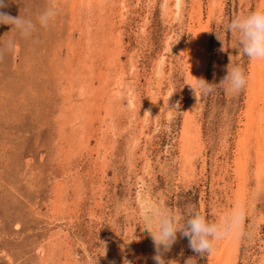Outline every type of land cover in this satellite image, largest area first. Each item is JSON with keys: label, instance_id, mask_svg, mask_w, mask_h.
<instances>
[{"label": "rangeland", "instance_id": "374dc122", "mask_svg": "<svg viewBox=\"0 0 264 264\" xmlns=\"http://www.w3.org/2000/svg\"><path fill=\"white\" fill-rule=\"evenodd\" d=\"M49 3L16 0L0 11L35 18ZM56 4L55 20L28 39L0 24V42L15 40L0 56V264H154L152 238L135 219L144 206L194 204L215 221L237 203L244 234L219 262L229 238L198 264H264V72L253 78L264 61L233 49L220 23L264 10V0ZM200 17L208 32L196 57ZM227 66L246 71L247 87L197 100L188 83H219ZM251 100L259 117L248 127ZM120 231L139 236L126 251ZM166 255L183 264L196 254L180 237Z\"/></svg>", "mask_w": 264, "mask_h": 264}, {"label": "clouds", "instance_id": "9594fccd", "mask_svg": "<svg viewBox=\"0 0 264 264\" xmlns=\"http://www.w3.org/2000/svg\"><path fill=\"white\" fill-rule=\"evenodd\" d=\"M16 0H0V10L8 7ZM59 14L56 0H50L49 5L35 18L17 15L15 17L0 11V24L11 25L20 38L32 37L38 27L47 28ZM224 30L231 34L233 49L242 53L253 61H264V10H256L247 14L230 17L226 22L221 20ZM217 34V33H216ZM218 39L221 40L217 34ZM222 41V40H221ZM15 40L0 42V56L14 51ZM196 78V77H195ZM249 82L246 71L240 66H227L226 75L219 83L209 82L204 78H196L194 83H188L198 99L213 94L217 87L236 95L244 90ZM198 93V95H197ZM154 102L158 101L155 95L150 96ZM166 101L167 98L165 97ZM246 209L243 203H237L230 211L223 213L219 219L213 221L197 209L194 204H187L182 212L173 211L161 204L144 206L135 217L139 225L152 238L155 252L152 256L154 264H171L167 257L178 238L188 240V247L196 255L187 257L183 264H198L200 257L210 253L222 240L242 236ZM123 241L120 244L122 251H126L137 238L132 239L130 233H117ZM132 259H126L129 264ZM134 261V260H132ZM135 264V261H134Z\"/></svg>", "mask_w": 264, "mask_h": 264}, {"label": "bare ground", "instance_id": "6f19581e", "mask_svg": "<svg viewBox=\"0 0 264 264\" xmlns=\"http://www.w3.org/2000/svg\"><path fill=\"white\" fill-rule=\"evenodd\" d=\"M200 4V3H199ZM214 4V3H213ZM213 6V5H212ZM213 8V7H212ZM214 8H215V6H214ZM218 8V7H217ZM221 8V7H220ZM211 11H214V10H211ZM198 16H199V14H198ZM195 17V16H194ZM192 19V18H191ZM195 19V18H194ZM193 19V20H194ZM195 21V20H194ZM194 25H196V24H194V23H192V26H191V31H192V33H194L195 34V32H194V30H195V26ZM198 25V29H196V31H197V34H195V36H193V49H196V57H198V55H201L202 53L200 52V51H202V49L204 48V47H202V45H203V42H204V38L206 37V31L208 32V30H206V25L207 24H205V25H203V23H201V17L199 18V24H197ZM205 35V36H204ZM206 42H207V40H206ZM203 46H206V45H203ZM206 48V47H205ZM204 50V49H203ZM204 52V51H203ZM193 57V56H192ZM196 57H194V58H196ZM201 57V56H200ZM194 58H192V59H194ZM203 58V57H202ZM198 59V58H197ZM200 62H202V61H200ZM256 62V61H255ZM198 63H199V61H198ZM258 63H260V62H258ZM257 63V68H256V71L253 73V78H254V81L255 82H257V81H259V79H260V77H261V74L263 75V72L264 71H262L263 69H260V67H259V65L260 64H258ZM262 64V63H261ZM264 64V63H263ZM198 66V65H197ZM197 66H195V67H197ZM200 67V66H199ZM197 70V69H196ZM195 70V71H196ZM264 76V75H263ZM197 77V76H196ZM198 78V77H197ZM262 82H264V81H262ZM262 82H260V83H262ZM256 85V84H255ZM254 85V86H255ZM263 85V84H262ZM256 87V86H255ZM257 88V87H256ZM250 90V89H249ZM255 91H257V89H255ZM256 93V92H255ZM260 93V92H259ZM262 93V92H261ZM249 96V95H248ZM256 96V95H255ZM250 99H252V97L250 98ZM249 99V100H250ZM257 99H260V98H258L257 97ZM262 100V99H261ZM255 101V100H254ZM253 100H251V103H250V107H249V111H248V118H249V123L247 124L248 125V127H252V126H254V119H255V121H257L258 120V117H256V111H257V108H258V105L256 104V102H254ZM261 102V101H260ZM258 104H260V103H258ZM260 113V112H259ZM193 116V115H192ZM261 116V115H260ZM193 120H195V119H193V117H189L188 118V121L185 123V129H184V139L187 141V139H189L188 138V136H189V132H188V130H189V128L188 127H190V125L193 123ZM260 120V119H259ZM262 120V119H261ZM258 122V121H257ZM196 123V122H195ZM256 123V122H255ZM262 124V123H261ZM257 125V124H256ZM264 126V125H263ZM193 127V126H192ZM196 127V126H195ZM192 129V128H191ZM259 129V128H258ZM248 130H252V128H248ZM190 131V130H189ZM250 135V134H249ZM254 136V135H253ZM187 137V138H186ZM258 138H259V142L257 143L258 144V146H257V148H256V152H257V163L259 162V168H260V170L261 171H259V173H260V175L263 177V175H264V141L263 140H261L260 141V139H261V136H258ZM192 139H194V136H192L191 137V140L190 141H192ZM189 141V140H188ZM185 143V142H184ZM191 143V142H190ZM186 144H188V143H186ZM183 151V150H182ZM245 151H246V148H245ZM185 152V151H184ZM184 156V155H183ZM243 156H244V150L242 151V154H241V157H240V159H239V161H238V164H237V168H238V171H239V174L240 175H242V176H244V172H245V166L246 165H248V164H246V162H245V160H244V158H243ZM186 157V156H185ZM190 162H192V161H190ZM192 164V163H191ZM185 165V164H184ZM186 166V165H185ZM237 171V172H238ZM258 173V172H257ZM248 174V173H247ZM259 175V176H260ZM261 176L259 177V178H261ZM240 187V186H239ZM243 187V186H242ZM241 187V188H242ZM245 187V186H244ZM245 189V188H244ZM244 189H243V191H244ZM241 192V191H240ZM238 197H240V199H241V196H238ZM241 202V201H240ZM236 237L237 236H234V237H231V238H229L228 239V241L226 242V246L225 247H223V251L221 250V251H219V253L216 255V257L218 256V262L220 261V259L222 258L223 259V257H225V256H223V254H224V252L226 251V250H229L230 249V246H233V244H234V242L236 241ZM224 242V241H223ZM222 244H221V242H219V246L217 245L216 247L218 248V250H220V246H221ZM225 248H227L226 250H225ZM229 248V249H228ZM227 252V251H226ZM228 253V252H227ZM216 259V258H215Z\"/></svg>", "mask_w": 264, "mask_h": 264}]
</instances>
